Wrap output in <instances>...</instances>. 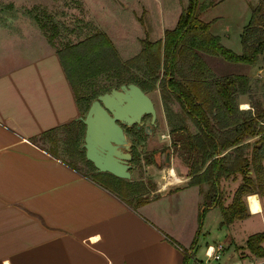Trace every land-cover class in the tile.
I'll return each mask as SVG.
<instances>
[{"label":"crops","instance_id":"0c3cea01","mask_svg":"<svg viewBox=\"0 0 264 264\" xmlns=\"http://www.w3.org/2000/svg\"><path fill=\"white\" fill-rule=\"evenodd\" d=\"M43 44L35 27H0V264H209L208 245L220 246L218 258L237 255L245 240L234 227L262 209L247 205L227 224L218 209L223 235L202 225L192 245L209 181L188 183L186 162L168 169L180 183L160 184L135 206L50 152L44 133L75 120L79 106L57 52ZM226 179L221 188L240 183Z\"/></svg>","mask_w":264,"mask_h":264},{"label":"trees","instance_id":"16d2710c","mask_svg":"<svg viewBox=\"0 0 264 264\" xmlns=\"http://www.w3.org/2000/svg\"><path fill=\"white\" fill-rule=\"evenodd\" d=\"M197 2L187 0L175 25L165 29L161 39L144 41L140 51L124 61L101 31L56 47L76 101L85 103L84 112L96 94L114 85L135 82L148 91L154 88L158 79L162 90L172 94L195 125V132L183 123L176 127L170 125V132H183V139L177 140L187 152L190 183L209 181L204 205L197 216L192 245L199 233L205 209L217 205L222 216L221 223L227 224L248 215L244 196L253 193L264 196V105L250 104L251 111L248 107L239 109L237 95L246 90L248 76L244 73L216 75L203 57L204 54H216L227 61L248 65L264 61V4L260 2L252 7L250 18L240 34L241 53L236 54L223 47L218 38L209 32L208 23L197 14ZM133 70L143 76L135 79ZM57 129L64 134V150L70 156L69 160L64 158V162L70 167L127 202H131L133 195L142 190L141 179L128 181L108 172L96 171L92 163L85 159L83 148L78 146L84 130L80 120L63 123L44 135L49 136ZM254 136L255 139L249 143L248 139ZM247 148L249 151L246 153L244 150ZM56 149L52 148L50 152L56 155ZM73 161H81L86 166L85 171L75 166ZM250 170L253 175L249 174ZM235 173L242 175L241 181L231 201L225 205L219 180ZM143 201L141 199L138 203ZM263 239L264 231L250 233L244 247L250 254L262 257ZM183 264H186L185 257Z\"/></svg>","mask_w":264,"mask_h":264},{"label":"rangeland","instance_id":"374dc122","mask_svg":"<svg viewBox=\"0 0 264 264\" xmlns=\"http://www.w3.org/2000/svg\"><path fill=\"white\" fill-rule=\"evenodd\" d=\"M197 1V8L202 12L203 21L208 23L209 32L218 38L223 47L236 54L241 53V31L250 18L252 7L260 2L264 4V0ZM186 4L187 0H0V27H35L38 44L49 45L55 51L56 47L64 43L75 42L94 31H101L107 35L117 55L124 61L136 55L144 41L161 39L164 30L175 25L179 13ZM203 57L212 64L209 66L216 75L246 72L249 82L246 90L237 95L239 109L240 102L243 101L247 102L250 111L252 110L250 104L264 105V61L259 60L246 68V63L227 61L216 54H204ZM129 68L134 69L131 66ZM133 73H136L137 80L143 76L139 71L133 70ZM157 81L158 79L154 88L146 91L156 111L155 125L146 132H139V140L133 144L138 157L130 170V178L126 179L128 181L141 179L143 184L142 190L133 195L132 202L135 206L141 199L155 197L151 191L160 184L181 182L180 180L178 182L181 176L178 170H173L174 177L168 175V169H173L175 163H185L187 152L177 140L183 139V132L176 130L170 132V125L176 127L183 123L190 131L197 130L172 94L162 90ZM78 106L79 114H83L84 101H79ZM80 129H83V126H80ZM63 136L64 134L58 129L51 133V137L40 140L48 147L55 145L57 152L69 160V153L64 150ZM254 139L255 136L250 137L249 143ZM81 143L82 135L79 137V147ZM244 151L247 153L249 148ZM166 153L168 162H166ZM155 155L157 159L154 161ZM73 163L80 170L85 171L86 166L81 161H73ZM262 164L264 166V159ZM249 174L253 175L251 170ZM232 175L234 177L239 175L241 181V174ZM230 177L231 175L226 178L229 180ZM220 180L221 197L223 204L226 205L231 201L234 191L227 187L230 184L226 181L221 188ZM187 182L190 183V178ZM258 196L257 193L244 196L246 207L248 205L251 212H257V207L262 209V212L251 215L234 227L235 238L239 241L243 242L250 233L264 231V196L261 197L262 207ZM212 207H208L203 212L199 230H204L205 226L202 225H206L210 236H220L223 235L224 229L219 227L217 222L219 207L217 205ZM262 245L264 247V239ZM235 248L237 255H232L230 258H227L229 252L224 250L219 252L217 259L206 255L205 259L209 264L237 262L264 264V256L256 257L244 246ZM245 257H249L251 261Z\"/></svg>","mask_w":264,"mask_h":264},{"label":"water","instance_id":"95a60500","mask_svg":"<svg viewBox=\"0 0 264 264\" xmlns=\"http://www.w3.org/2000/svg\"><path fill=\"white\" fill-rule=\"evenodd\" d=\"M145 114L150 115V123L145 125L146 132L155 125L153 102L137 83L127 82L96 94L85 112L77 115L76 119L84 125L81 143L84 157L96 171L130 178V139L123 126L142 124L141 118Z\"/></svg>","mask_w":264,"mask_h":264},{"label":"flooded vegetation","instance_id":"af4514ba","mask_svg":"<svg viewBox=\"0 0 264 264\" xmlns=\"http://www.w3.org/2000/svg\"><path fill=\"white\" fill-rule=\"evenodd\" d=\"M121 84V83H120ZM120 84L118 85H114V87H118ZM146 92V91H145ZM142 120V124L140 125H137V124H131L129 126H123L127 136L130 138V152H131V159H130V162L132 164V166L135 164L134 161H136L137 157L136 156V153H135V150H134V146L133 144L136 143L138 140H139V137H138V134L140 131L142 132H145V130L147 129L146 128V124L150 123V115L149 114H145L142 116L141 118ZM146 120V121H145ZM153 126V125H151ZM156 155L154 156V161L156 160ZM138 180V179H137Z\"/></svg>","mask_w":264,"mask_h":264},{"label":"built area","instance_id":"2783aa9c","mask_svg":"<svg viewBox=\"0 0 264 264\" xmlns=\"http://www.w3.org/2000/svg\"><path fill=\"white\" fill-rule=\"evenodd\" d=\"M220 249V246H217L216 249H214L212 246L208 245L206 248H205V255L207 257H213V258H218V253L217 251ZM238 264V263H236Z\"/></svg>","mask_w":264,"mask_h":264},{"label":"bare ground","instance_id":"6f19581e","mask_svg":"<svg viewBox=\"0 0 264 264\" xmlns=\"http://www.w3.org/2000/svg\"><path fill=\"white\" fill-rule=\"evenodd\" d=\"M246 107H247L246 102H245V103L243 102V103L241 104V108H246ZM169 171H170L169 173H170V175H171V174H172V171H171L170 168H169ZM173 175H174V174H173ZM246 202H247V201H246Z\"/></svg>","mask_w":264,"mask_h":264},{"label":"clouds","instance_id":"9594fccd","mask_svg":"<svg viewBox=\"0 0 264 264\" xmlns=\"http://www.w3.org/2000/svg\"><path fill=\"white\" fill-rule=\"evenodd\" d=\"M259 210H260L259 207H257L256 211H259Z\"/></svg>","mask_w":264,"mask_h":264}]
</instances>
